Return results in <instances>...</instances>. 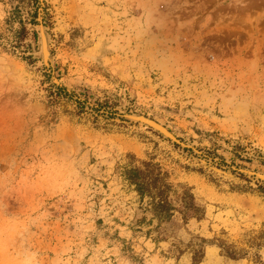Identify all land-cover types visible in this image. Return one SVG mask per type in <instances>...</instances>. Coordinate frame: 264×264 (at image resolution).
I'll return each instance as SVG.
<instances>
[{
  "label": "rangeland",
  "instance_id": "374dc122",
  "mask_svg": "<svg viewBox=\"0 0 264 264\" xmlns=\"http://www.w3.org/2000/svg\"><path fill=\"white\" fill-rule=\"evenodd\" d=\"M131 156L167 172L169 220ZM240 168L264 174V0H0V264H264Z\"/></svg>",
  "mask_w": 264,
  "mask_h": 264
},
{
  "label": "trees",
  "instance_id": "16d2710c",
  "mask_svg": "<svg viewBox=\"0 0 264 264\" xmlns=\"http://www.w3.org/2000/svg\"><path fill=\"white\" fill-rule=\"evenodd\" d=\"M122 174L137 193L140 202L146 204L145 209L151 210L153 218L164 222L173 216L177 210L171 199L175 189L167 172L158 164L131 156L122 166ZM181 202L184 217L188 212L198 216L204 213V208L197 204L194 194L188 189L183 191Z\"/></svg>",
  "mask_w": 264,
  "mask_h": 264
},
{
  "label": "water",
  "instance_id": "95a60500",
  "mask_svg": "<svg viewBox=\"0 0 264 264\" xmlns=\"http://www.w3.org/2000/svg\"><path fill=\"white\" fill-rule=\"evenodd\" d=\"M42 38H43V54L46 55L47 54L46 38L43 35V33H42ZM122 117L128 121L138 122V123H141V124L146 125L148 127H151L153 129L157 130L158 132H160L165 137L172 140L173 142H176V143L180 144L181 146H185V144L183 142H181L173 133H171L164 125L158 123L157 121H155L154 119H152L146 115L138 114V113H136V114L135 113H132V114L131 113H125V114H123ZM194 150H196V149H194ZM203 162H207V161L204 160ZM208 164H209V166H211V168L213 170H215L218 173L230 174L229 172H225V171L219 169L218 167L214 166L211 162ZM233 169H236V168L233 167ZM239 171L264 181V174H262V173L255 172V171L248 170V169H242V168H240Z\"/></svg>",
  "mask_w": 264,
  "mask_h": 264
},
{
  "label": "bare ground",
  "instance_id": "6f19581e",
  "mask_svg": "<svg viewBox=\"0 0 264 264\" xmlns=\"http://www.w3.org/2000/svg\"><path fill=\"white\" fill-rule=\"evenodd\" d=\"M46 34V33H45ZM47 37V36H46ZM48 47V46H47ZM50 57V56H49ZM48 58V57H47Z\"/></svg>",
  "mask_w": 264,
  "mask_h": 264
}]
</instances>
